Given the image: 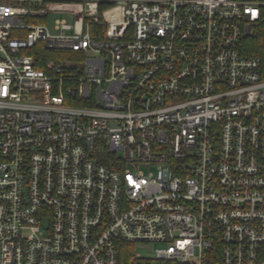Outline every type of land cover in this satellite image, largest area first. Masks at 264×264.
<instances>
[{"label":"built area","instance_id":"obj_1","mask_svg":"<svg viewBox=\"0 0 264 264\" xmlns=\"http://www.w3.org/2000/svg\"><path fill=\"white\" fill-rule=\"evenodd\" d=\"M0 264H264V0H0Z\"/></svg>","mask_w":264,"mask_h":264},{"label":"rangeland","instance_id":"obj_2","mask_svg":"<svg viewBox=\"0 0 264 264\" xmlns=\"http://www.w3.org/2000/svg\"><path fill=\"white\" fill-rule=\"evenodd\" d=\"M59 16H63V15H60V14H52V15H50L49 16V20H52L54 17H59ZM64 16H66V15H64ZM66 17H68V16H66ZM146 170V169H145ZM132 250L133 251H136V252H139V253H141L142 255H149V254H151V251L150 250H147L145 247H143V246H140V247H138V246H134L133 248H132Z\"/></svg>","mask_w":264,"mask_h":264},{"label":"trees","instance_id":"obj_3","mask_svg":"<svg viewBox=\"0 0 264 264\" xmlns=\"http://www.w3.org/2000/svg\"><path fill=\"white\" fill-rule=\"evenodd\" d=\"M46 53L48 55H54V53H56L54 50H46Z\"/></svg>","mask_w":264,"mask_h":264}]
</instances>
